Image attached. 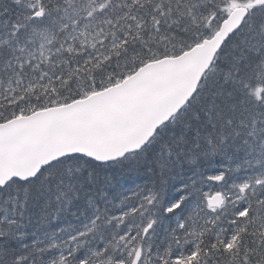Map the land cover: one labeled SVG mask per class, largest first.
I'll list each match as a JSON object with an SVG mask.
<instances>
[{"label": "snow or ice", "instance_id": "obj_1", "mask_svg": "<svg viewBox=\"0 0 264 264\" xmlns=\"http://www.w3.org/2000/svg\"><path fill=\"white\" fill-rule=\"evenodd\" d=\"M0 264H264V0H0Z\"/></svg>", "mask_w": 264, "mask_h": 264}]
</instances>
